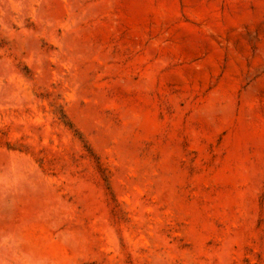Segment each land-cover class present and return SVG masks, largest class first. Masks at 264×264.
Here are the masks:
<instances>
[{"label":"rangeland","instance_id":"374dc122","mask_svg":"<svg viewBox=\"0 0 264 264\" xmlns=\"http://www.w3.org/2000/svg\"><path fill=\"white\" fill-rule=\"evenodd\" d=\"M0 264H264V0H0Z\"/></svg>","mask_w":264,"mask_h":264}]
</instances>
